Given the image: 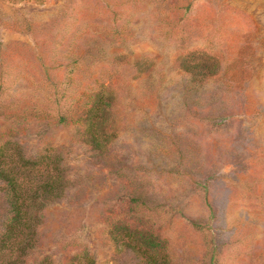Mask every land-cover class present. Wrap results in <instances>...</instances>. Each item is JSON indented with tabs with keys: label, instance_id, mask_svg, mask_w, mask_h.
I'll return each mask as SVG.
<instances>
[{
	"label": "rangeland",
	"instance_id": "rangeland-1",
	"mask_svg": "<svg viewBox=\"0 0 264 264\" xmlns=\"http://www.w3.org/2000/svg\"><path fill=\"white\" fill-rule=\"evenodd\" d=\"M101 85L103 152L79 120ZM17 146L68 181L21 264H264V0H0V149Z\"/></svg>",
	"mask_w": 264,
	"mask_h": 264
},
{
	"label": "trees",
	"instance_id": "trees-1",
	"mask_svg": "<svg viewBox=\"0 0 264 264\" xmlns=\"http://www.w3.org/2000/svg\"><path fill=\"white\" fill-rule=\"evenodd\" d=\"M188 69V65H183ZM203 69L208 65L196 63ZM114 90H106L100 86L96 91L89 93L85 101L84 113L79 118L84 123L81 135L93 149L103 152L107 149L111 139L116 134L113 107L115 104ZM62 113V112H61ZM68 119V114H60L59 122ZM19 151L20 147L17 146ZM45 157L26 158L19 151L18 158L7 156L0 149V180L6 185L10 220L5 224V230L0 235V264H21L24 259L36 247V224L38 223V211L44 205L62 197L68 181L63 178L58 170V160L52 161L53 166L47 163L45 171L36 168ZM41 172V173H40ZM45 175V179L43 176ZM134 202V197H133ZM122 228L128 232L127 238L114 237V242L123 248L134 252V225L123 223ZM121 236V234H120ZM138 246L159 249L165 246V241L158 235L146 234L136 237ZM87 262H90L88 253H85ZM89 258V259H88ZM46 264H52L48 262ZM152 264H160L156 261Z\"/></svg>",
	"mask_w": 264,
	"mask_h": 264
}]
</instances>
